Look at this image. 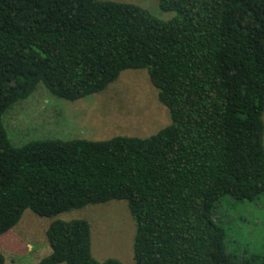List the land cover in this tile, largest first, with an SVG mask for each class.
<instances>
[{
  "label": "trees",
  "instance_id": "trees-1",
  "mask_svg": "<svg viewBox=\"0 0 264 264\" xmlns=\"http://www.w3.org/2000/svg\"><path fill=\"white\" fill-rule=\"evenodd\" d=\"M158 1L174 14L118 0H0V234L26 209L54 217L123 199L134 264H264V248L229 252L216 216L227 197L264 196V0ZM127 68L148 70L167 125L144 137L11 141L3 115L40 83L77 100ZM46 237L38 264H124L93 255L86 218H54Z\"/></svg>",
  "mask_w": 264,
  "mask_h": 264
},
{
  "label": "rangeland",
  "instance_id": "rangeland-1",
  "mask_svg": "<svg viewBox=\"0 0 264 264\" xmlns=\"http://www.w3.org/2000/svg\"><path fill=\"white\" fill-rule=\"evenodd\" d=\"M118 1L140 4L162 18L174 14L163 11L158 0ZM170 118L169 109L160 101L146 68H127L105 89L77 100L52 95L40 83L27 98L3 115L8 135L15 145L49 137L104 139L118 134L144 137L167 125ZM227 198L230 208L224 215H216L226 225L227 250L240 256L242 252L262 250L264 196L244 201ZM226 205L224 203L223 208ZM75 217L90 222L91 250L97 259L116 257L124 264H134L136 223L128 201L123 199L87 204L54 217L40 216L26 209L17 225L0 234V252L8 264H38L51 251L46 237L51 220Z\"/></svg>",
  "mask_w": 264,
  "mask_h": 264
}]
</instances>
